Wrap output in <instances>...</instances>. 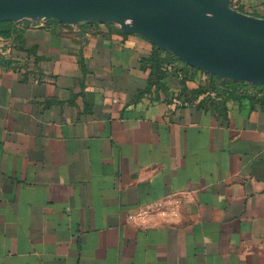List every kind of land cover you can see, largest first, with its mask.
<instances>
[{"label": "crops", "instance_id": "obj_1", "mask_svg": "<svg viewBox=\"0 0 264 264\" xmlns=\"http://www.w3.org/2000/svg\"><path fill=\"white\" fill-rule=\"evenodd\" d=\"M235 82L113 19L0 20V264H264V88Z\"/></svg>", "mask_w": 264, "mask_h": 264}, {"label": "water", "instance_id": "obj_2", "mask_svg": "<svg viewBox=\"0 0 264 264\" xmlns=\"http://www.w3.org/2000/svg\"><path fill=\"white\" fill-rule=\"evenodd\" d=\"M231 0H0V20H115L212 73L264 84V32L229 14ZM140 21V23H138ZM261 21V20H259ZM264 22V21H263Z\"/></svg>", "mask_w": 264, "mask_h": 264}, {"label": "bare ground", "instance_id": "obj_3", "mask_svg": "<svg viewBox=\"0 0 264 264\" xmlns=\"http://www.w3.org/2000/svg\"><path fill=\"white\" fill-rule=\"evenodd\" d=\"M229 14L231 16H233L234 18H236V20H238V22H240L242 25H244L245 27L255 31V32H264V22L261 21H257V20H252L249 18H241L238 17L235 14H232L229 12ZM138 23H140V21H138ZM255 23H260L261 25H256ZM253 28H257V29H253Z\"/></svg>", "mask_w": 264, "mask_h": 264}, {"label": "rangeland", "instance_id": "obj_4", "mask_svg": "<svg viewBox=\"0 0 264 264\" xmlns=\"http://www.w3.org/2000/svg\"><path fill=\"white\" fill-rule=\"evenodd\" d=\"M230 9L235 11L236 13H239L240 15H245V16H248L250 18L257 19V21H259V20H261V22L264 21V14L259 13V12H248V11L245 12L244 10L241 9L240 6H237L233 2L231 3ZM237 16L241 17V18H246V17L239 16V15H237ZM255 24L259 25V26L261 25L260 23H255ZM253 29H257V28H253Z\"/></svg>", "mask_w": 264, "mask_h": 264}, {"label": "built area", "instance_id": "obj_5", "mask_svg": "<svg viewBox=\"0 0 264 264\" xmlns=\"http://www.w3.org/2000/svg\"><path fill=\"white\" fill-rule=\"evenodd\" d=\"M161 205V203H160ZM151 209L150 208H142V210H140L137 214H131L129 216L130 220H133L135 217H141L142 219H144L149 213H150Z\"/></svg>", "mask_w": 264, "mask_h": 264}, {"label": "trees", "instance_id": "obj_6", "mask_svg": "<svg viewBox=\"0 0 264 264\" xmlns=\"http://www.w3.org/2000/svg\"><path fill=\"white\" fill-rule=\"evenodd\" d=\"M234 3V2H233ZM2 33V32H1ZM8 35V34H6ZM235 83H238L240 84L241 86H245V87H248L247 85L248 84H245V83H242V82H235ZM249 87H258V88H264V84H254V85H249Z\"/></svg>", "mask_w": 264, "mask_h": 264}]
</instances>
